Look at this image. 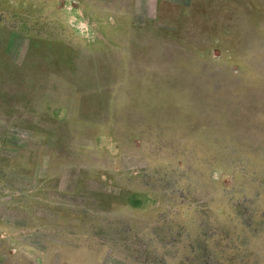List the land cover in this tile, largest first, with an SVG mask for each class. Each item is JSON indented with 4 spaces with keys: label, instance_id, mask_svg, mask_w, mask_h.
I'll list each match as a JSON object with an SVG mask.
<instances>
[{
    "label": "rangeland",
    "instance_id": "obj_1",
    "mask_svg": "<svg viewBox=\"0 0 264 264\" xmlns=\"http://www.w3.org/2000/svg\"><path fill=\"white\" fill-rule=\"evenodd\" d=\"M0 264H264V0H0Z\"/></svg>",
    "mask_w": 264,
    "mask_h": 264
}]
</instances>
